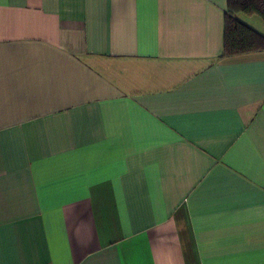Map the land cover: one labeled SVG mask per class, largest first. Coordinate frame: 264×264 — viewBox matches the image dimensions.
<instances>
[{
  "label": "crops",
  "instance_id": "1",
  "mask_svg": "<svg viewBox=\"0 0 264 264\" xmlns=\"http://www.w3.org/2000/svg\"><path fill=\"white\" fill-rule=\"evenodd\" d=\"M227 2L0 0V264H264V50L224 55Z\"/></svg>",
  "mask_w": 264,
  "mask_h": 264
},
{
  "label": "trees",
  "instance_id": "2",
  "mask_svg": "<svg viewBox=\"0 0 264 264\" xmlns=\"http://www.w3.org/2000/svg\"><path fill=\"white\" fill-rule=\"evenodd\" d=\"M254 14L264 19V0H228L224 55L264 50V35L241 18L242 15Z\"/></svg>",
  "mask_w": 264,
  "mask_h": 264
},
{
  "label": "rangeland",
  "instance_id": "3",
  "mask_svg": "<svg viewBox=\"0 0 264 264\" xmlns=\"http://www.w3.org/2000/svg\"><path fill=\"white\" fill-rule=\"evenodd\" d=\"M247 16V20L244 22L264 35V19L256 14Z\"/></svg>",
  "mask_w": 264,
  "mask_h": 264
}]
</instances>
